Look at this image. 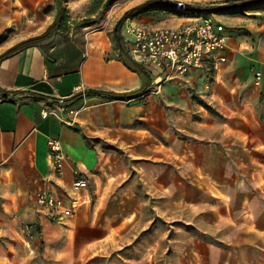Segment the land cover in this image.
Here are the masks:
<instances>
[{"label":"crops","instance_id":"1","mask_svg":"<svg viewBox=\"0 0 264 264\" xmlns=\"http://www.w3.org/2000/svg\"><path fill=\"white\" fill-rule=\"evenodd\" d=\"M55 5L0 0V55L43 34ZM244 25L252 35L227 29L215 66L161 85L148 73L143 92L109 29L55 32L2 59L0 264H91L152 204L175 225L156 232L158 245L127 246L126 264H264V25ZM39 192L77 206L54 219ZM172 251L173 262L151 255Z\"/></svg>","mask_w":264,"mask_h":264},{"label":"rangeland","instance_id":"2","mask_svg":"<svg viewBox=\"0 0 264 264\" xmlns=\"http://www.w3.org/2000/svg\"><path fill=\"white\" fill-rule=\"evenodd\" d=\"M147 0H102L98 2L97 0H66V6L68 9V15L70 17L71 28L90 27V28H101L109 29L114 33V28L118 21L123 17L125 12L134 8ZM169 2V8L166 10H154L138 14L135 16L128 17L122 27L127 22H136L145 24L150 27H161V26H178L184 23L189 16H186L185 10H180L177 8L179 4L185 3L191 6L200 8H209L206 12H196L198 16H206L220 22L227 29L235 33H239L241 36H251V30L248 26L244 25L246 23L254 24L255 26L264 25V8L263 9H245L241 7H233L230 9H224L225 6L233 4L236 0H166ZM56 8V5H55ZM259 8V7H258ZM51 12V9L49 10ZM58 13V10H57ZM194 13V12H190ZM238 22V27H228L227 24ZM240 22V23H239ZM235 24V23H234ZM131 207H137L132 205ZM146 216L145 224L134 226L133 234L130 238H122L120 242L118 240L112 241L108 240L107 245L110 247L101 251L99 254L95 255L91 264H126L127 259H125V254L123 251L128 250L127 246L130 248L137 246V248L146 245H158L159 236L155 235L159 229H170V225L173 222L164 221L158 216V211L154 204L149 206L144 212ZM139 214H142L139 212ZM178 227H184L186 229H191L192 226L184 223L179 224ZM145 229V231H144ZM172 230H174L172 228ZM170 239H175L173 236ZM170 244V241L169 243ZM171 244H175L171 243ZM141 245V246H140ZM114 246L115 248H112ZM125 246V247H123ZM173 251H174V247ZM169 252L167 254L160 252H153L151 255L153 260L165 262V257L168 261H174L175 253ZM131 256L137 258H142L143 253L133 252ZM187 256H190L188 253Z\"/></svg>","mask_w":264,"mask_h":264},{"label":"built area","instance_id":"3","mask_svg":"<svg viewBox=\"0 0 264 264\" xmlns=\"http://www.w3.org/2000/svg\"><path fill=\"white\" fill-rule=\"evenodd\" d=\"M122 35L130 57L143 67L157 85L174 76H186L193 68H201L206 61L215 62L213 56L227 44V27L206 16H189L178 26L150 27L127 22ZM48 111H43L46 117ZM57 169L64 156L58 140L50 142ZM86 180H76L75 188L87 187ZM39 207L46 209L54 219L71 216L77 206L75 200L67 201L48 192L36 195Z\"/></svg>","mask_w":264,"mask_h":264},{"label":"trees","instance_id":"4","mask_svg":"<svg viewBox=\"0 0 264 264\" xmlns=\"http://www.w3.org/2000/svg\"><path fill=\"white\" fill-rule=\"evenodd\" d=\"M98 2H101L102 0H97ZM56 8L58 10V16L56 20L48 27V29L41 35L27 39L25 41H22L18 43L16 46L5 52L4 54L0 55V61L4 59L5 57L22 50L26 47H29L35 43H38L40 41H43L50 36H52L55 32L56 33H68L71 30L70 26V17L68 15V9L66 6V0H55ZM233 7H241L245 9H263L264 8V0H236L233 4H230L229 6H225L224 9H230ZM259 7V8H258ZM169 8V2L166 0H147L146 2L131 8L125 14L123 17L118 21L114 28V35L115 38L120 46L121 55L125 59V61L129 64V66L134 69L136 72L141 74L145 77L147 80L145 86L143 89H141V92L147 90L150 86L151 80L149 78L148 72L141 67L139 64H137L129 55V52L126 48L124 38L121 32V27L124 23V21L131 16H135L138 14H142L149 11L154 10H166ZM186 16H197L196 13H190L185 12ZM82 27V26H81ZM112 96V97H121L117 94H105L101 92H86V96Z\"/></svg>","mask_w":264,"mask_h":264},{"label":"water","instance_id":"5","mask_svg":"<svg viewBox=\"0 0 264 264\" xmlns=\"http://www.w3.org/2000/svg\"><path fill=\"white\" fill-rule=\"evenodd\" d=\"M178 9L180 10H185V11H190V12H206L209 11V8H200V7H195V6H191L190 4H185V3H181L179 4V6H177Z\"/></svg>","mask_w":264,"mask_h":264}]
</instances>
